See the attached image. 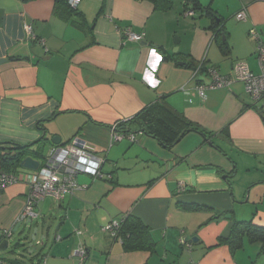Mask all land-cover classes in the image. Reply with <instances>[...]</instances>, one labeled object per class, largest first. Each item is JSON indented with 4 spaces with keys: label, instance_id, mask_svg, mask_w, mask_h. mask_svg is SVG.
<instances>
[{
    "label": "crops",
    "instance_id": "obj_1",
    "mask_svg": "<svg viewBox=\"0 0 264 264\" xmlns=\"http://www.w3.org/2000/svg\"><path fill=\"white\" fill-rule=\"evenodd\" d=\"M193 1L214 16L186 17L193 5L181 0H81L71 15L67 0H0V143L44 137L45 156L52 137L60 146L78 136L105 157L102 172L111 176H78L84 191L45 198L35 208L40 221L27 225L17 222L27 182L2 189L0 242L6 232L23 239L3 264L23 252L18 264H77L78 245L85 264H264L263 243H219L236 222L264 228L263 110L241 82L200 98L196 86L208 79L194 74L204 62L226 75L236 61L259 73L249 31L264 45V0ZM242 10L246 20L236 21ZM215 23L225 35L215 37ZM126 28L142 41H125ZM115 125L135 141L110 146ZM127 216L149 230L153 251L127 252L101 231ZM186 236L198 241L183 246Z\"/></svg>",
    "mask_w": 264,
    "mask_h": 264
},
{
    "label": "built area",
    "instance_id": "obj_2",
    "mask_svg": "<svg viewBox=\"0 0 264 264\" xmlns=\"http://www.w3.org/2000/svg\"><path fill=\"white\" fill-rule=\"evenodd\" d=\"M80 1L67 0L69 7L73 10L77 9ZM181 1L184 3V0ZM194 14L195 12L191 8L184 11V16L186 17H193ZM235 20L245 21V10L237 13ZM24 31L29 38H35L30 25H24ZM122 37L128 42L139 43L142 41V35L132 32L129 28L122 31ZM249 37L256 43L259 73L253 74L243 61H236L233 64L231 72L226 75L221 74L213 67H206L204 62H199L194 70L195 77L199 72L203 71L208 80L199 82L196 90L198 96L203 99L207 90L223 89L232 82H241L244 84L245 91L254 103L261 105L264 115V45L259 33L255 29L249 31ZM40 43L43 44V42ZM123 140L134 142L135 135L119 130L117 125L113 126L109 145L112 146V144ZM104 163V156L95 153L94 149L85 140L75 136L64 145L51 147L44 157L43 165L34 172L13 174L0 171V191L8 185L26 181L29 185V192L17 222L32 221L37 217V213L35 212L36 206L45 198L52 197L62 200L65 196L74 195L78 191H84L88 186L79 184L77 182L78 176H88L92 182L102 180L103 178H110V175L106 176L102 172ZM179 189H184L182 184ZM122 219L111 220L108 224L101 227V231L111 239H118ZM9 235V232L4 233V236ZM181 245L190 247L183 239H181ZM80 246L78 245L73 250L72 257L77 260V264H85L87 251ZM0 264H3L1 260Z\"/></svg>",
    "mask_w": 264,
    "mask_h": 264
},
{
    "label": "trees",
    "instance_id": "obj_3",
    "mask_svg": "<svg viewBox=\"0 0 264 264\" xmlns=\"http://www.w3.org/2000/svg\"><path fill=\"white\" fill-rule=\"evenodd\" d=\"M189 3L193 6L191 9L200 10L209 15H213L212 11L208 8L204 10L199 8V4L193 0H184L183 5L186 7ZM186 10V9H185ZM184 10V11H185ZM69 13L71 15L73 10L69 7ZM215 27H219L218 23H215ZM219 30L215 33V37L218 35H225L222 27L218 28ZM229 47L227 46L226 41H221V51L223 54L229 52ZM196 69V65L194 66ZM196 132H199L201 135H205V132L198 131L195 127L193 128ZM147 134H152V132H146ZM45 138L40 139L39 141L29 144V145H16L11 143H0V171L6 173H17L21 168L19 167L20 162L27 156L32 157L38 161L44 159L43 144ZM244 238L248 239L251 242H258L264 244V228L257 227L252 224L251 221L246 222H236L231 228L229 236L225 239L219 240V243H227L232 249L240 248ZM118 239L121 241L123 249L127 252L129 251H153L155 243L149 232V230L136 218L127 216L122 219L120 223V228L118 232ZM15 264H18L19 261L14 259L12 261Z\"/></svg>",
    "mask_w": 264,
    "mask_h": 264
},
{
    "label": "water",
    "instance_id": "obj_4",
    "mask_svg": "<svg viewBox=\"0 0 264 264\" xmlns=\"http://www.w3.org/2000/svg\"><path fill=\"white\" fill-rule=\"evenodd\" d=\"M217 22V21H216ZM177 51V43H175V48L173 50V52ZM0 62H5V60H0ZM44 138V137H42ZM41 138V139H42ZM46 140V139H45ZM48 141V140H46ZM59 138L57 136H54L50 139V142L49 144H51L52 146H57L60 144L59 142ZM45 157V156H44ZM40 166V162L36 159H33L32 157L30 156H27L25 157L19 164V167L23 170H27V171H30V172H34L36 171ZM225 179V177H223ZM31 223V221H26L25 224H29ZM22 224V223H20ZM16 232V230H15ZM37 232V229H34L33 230V236H31V241H34L35 240V234ZM10 237H11V234L9 236H3L2 237V240L0 242V252H5L8 248H11L10 249V253L14 254L16 249L20 248V247H23V244L21 243V240L23 239H20V240H17L16 242L12 243L11 244V241H10ZM198 239L196 237H190V236H186L184 238V242H197ZM11 245V246H10ZM31 246L33 245H29V247L31 248ZM35 248H32L31 250L28 251L29 252H33ZM18 255V258H16L18 261L19 259H22L24 258L25 256L22 255V254H17Z\"/></svg>",
    "mask_w": 264,
    "mask_h": 264
},
{
    "label": "rangeland",
    "instance_id": "obj_5",
    "mask_svg": "<svg viewBox=\"0 0 264 264\" xmlns=\"http://www.w3.org/2000/svg\"><path fill=\"white\" fill-rule=\"evenodd\" d=\"M40 221V219H33L32 220V222L33 223H37V222H39ZM40 239V238H39ZM52 240H53V235L50 237V240H49V242H47V244H46V242L44 241V246H50L51 245V243H52ZM14 242V239L11 241V244ZM32 243H36V241L34 240V241H32ZM35 246H37V245H35ZM38 252V250H36L34 253H37ZM22 255H25V256H27L28 254H26V252H23L22 253ZM12 254H10V253H8V252H5V253H3V252H0V257H3V258H8V259H10V258H12Z\"/></svg>",
    "mask_w": 264,
    "mask_h": 264
}]
</instances>
